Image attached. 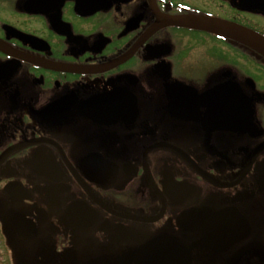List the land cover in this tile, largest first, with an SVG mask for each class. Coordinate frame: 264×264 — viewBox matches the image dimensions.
Listing matches in <instances>:
<instances>
[{"label": "flooded vegetation", "instance_id": "1", "mask_svg": "<svg viewBox=\"0 0 264 264\" xmlns=\"http://www.w3.org/2000/svg\"><path fill=\"white\" fill-rule=\"evenodd\" d=\"M0 264H264V0H0Z\"/></svg>", "mask_w": 264, "mask_h": 264}, {"label": "water", "instance_id": "2", "mask_svg": "<svg viewBox=\"0 0 264 264\" xmlns=\"http://www.w3.org/2000/svg\"><path fill=\"white\" fill-rule=\"evenodd\" d=\"M215 32H216V31H215ZM218 33H220V32H218ZM249 38L254 39L255 41H259V42H260V40H258L259 38H256L255 36L250 37V35H249ZM260 43H261V42H260Z\"/></svg>", "mask_w": 264, "mask_h": 264}]
</instances>
